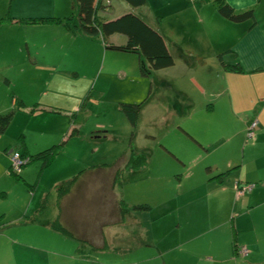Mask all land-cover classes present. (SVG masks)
Segmentation results:
<instances>
[{"label": "crops", "instance_id": "crops-1", "mask_svg": "<svg viewBox=\"0 0 264 264\" xmlns=\"http://www.w3.org/2000/svg\"><path fill=\"white\" fill-rule=\"evenodd\" d=\"M40 1L45 3L46 16L33 17L73 14L75 23V0ZM225 1L236 13L250 9L253 16L237 22L228 20L219 14L212 0H146L134 7L133 13L163 35L175 61L170 67L158 69L156 82H151L150 93L160 87L168 90L167 94L157 95L161 109L148 96L136 127H150L153 143L173 136L172 145H157L158 152L165 150L183 171L178 182L168 183L165 193L170 195L148 211L127 212V207L122 216L112 203L111 193L128 204L143 202L128 201L118 189L130 176L135 181L143 180L147 172L152 181L148 179L146 184L151 183L156 195L161 193L149 165L154 148L140 144L133 149L145 153L143 166L127 168L113 188L107 181L105 191L82 195L77 203H70L71 209L63 208L65 224L77 237L51 227L58 215L56 192L49 209H44L46 205L41 200V204L28 203L26 211L31 215L21 214L24 206L6 210L10 213L4 214V226L10 234L0 235V264H151L160 258L159 264H264V0ZM125 8L120 3V9ZM105 9L100 10V17H107ZM16 18L4 24L36 27L29 34L24 33V44L20 43L22 32L16 43L0 44V68L12 67L8 78L0 74V82L12 89L15 101L20 97L19 103L28 105L30 96L22 94L19 87H35L36 106L58 107L69 114L79 109L83 97L71 83L83 78L82 93L92 91L97 95L89 99L105 93L101 85L112 78L104 72L106 66H117L122 61L115 59L124 53L107 49L99 36L70 32L54 22L17 23ZM107 41L120 45L126 43L127 37L114 33ZM234 64L240 70L224 67ZM27 65L28 73L17 68ZM33 72L36 76L31 75ZM130 73H136L132 67ZM117 75L128 78L125 70H118ZM251 124L253 135L249 137ZM81 163H88V159ZM99 164H81L80 168ZM223 172L226 173L215 177ZM235 184L252 187L239 193ZM195 200L203 201L211 217L197 218L191 213ZM34 207L36 210L31 213ZM160 209L165 211L161 213ZM166 214H177L184 221L181 226L189 228L185 235L177 234L184 247L176 252L148 249L154 247V242L147 236V227L151 228L154 221L158 223L160 216ZM177 216L172 217L173 221ZM135 228L137 238H132L130 232H135ZM131 238L133 245L128 246ZM196 240L206 245L215 243L216 252L203 254L197 245H186L187 241ZM242 247L247 249L246 253H241Z\"/></svg>", "mask_w": 264, "mask_h": 264}, {"label": "rangeland", "instance_id": "rangeland-1", "mask_svg": "<svg viewBox=\"0 0 264 264\" xmlns=\"http://www.w3.org/2000/svg\"><path fill=\"white\" fill-rule=\"evenodd\" d=\"M120 3L121 5H125L126 8L123 10L120 9ZM108 5L109 6L106 8L107 17H102L104 20L116 14L134 12V7L128 5L123 0H109ZM45 9V3L40 0H15L13 6L12 0H0V18H5L7 13L8 16L17 17L16 20L22 17L42 16V14L45 15L43 13ZM99 12L100 10H98L97 15H99ZM4 23H7V20H0V44L16 43L20 40L21 32L22 38L20 43L24 44V33L29 34V31H32V27H36L34 25H24L21 21L17 22L21 24L14 23V25H16L15 27L13 24ZM99 39L101 40L100 36ZM38 42H41V40L38 39ZM106 42L110 43L107 41V38ZM115 60L122 62H115L118 67L109 68L106 66V69L104 68V72L112 75V78L101 85L105 92L101 97L97 99L91 98L86 101L88 107H85L82 111L85 114L83 115V117H85L84 124L81 125L79 133L73 134V136H69L68 130L78 112L67 114L58 107L48 109L43 104L41 107L36 106V104H34L37 102L36 97H34L35 87L29 89V87L25 85L19 87V91L25 96H30V101L28 105H22L16 110L19 106L20 97L15 101V95L12 94V89H9L8 86L0 82V114L14 110L13 118L7 130H5L4 133H0V233H2L0 235L6 236L10 234L8 227L6 225L4 226V224H6L4 222L7 220L4 214L10 213L9 211L5 212L6 210H13L14 208L24 206L21 210V214L27 213V215H31L30 212L26 211L28 203L41 204V200H43V203L46 205L44 209H49L55 200L54 185L75 175L82 169V167L80 168L81 164L110 162L122 154L123 151L127 150L132 128L128 120H126L125 115L121 112L118 106L119 102L138 103L145 98L147 100L148 96H151L150 101L156 104L159 110L161 109V106L158 105L160 101L157 100V95L167 94L168 90L164 87H160L158 91L150 93L151 82H154V80L156 82L158 69L150 70L149 75L144 74L140 76L141 65L147 66V61L143 55L135 53H124L121 58L117 57ZM91 61L92 60H90V62ZM99 66H101V64H99L98 67ZM131 67L136 72L135 75L130 73ZM17 68H24V73L29 72L28 65L22 67L18 66ZM116 69L117 71L121 69L128 72V78H121V74L118 76L117 71H115ZM11 70L12 67L3 66L0 68V74L5 78ZM89 72L88 68V74ZM36 74L35 72L31 73L33 76H36ZM38 75L43 76V72H39ZM70 85L80 89V95L83 96L80 100V103H82L87 92L82 93L85 81L82 78ZM42 107L43 109H40ZM78 107H81V104ZM86 108L88 110H86ZM21 134L25 137L21 138ZM97 135L100 137L97 138ZM104 135L106 136L104 137ZM172 137L173 136H168L164 141L158 139L160 143H153L150 136V127H140L134 130L131 140L132 148H137L140 144H146V146L151 149L154 148L153 155L151 157L149 156V165L154 171V179H157L161 193L160 195H156L153 193L155 189L150 186L151 183L146 184L148 181H152L150 172H147L146 178L143 180L140 179L135 181L134 178L130 176L129 181L124 182L120 189H118L121 194L127 197L128 201L144 200L143 202L137 201L134 204L147 203L152 207V205H158L159 202H162L170 195L165 193L167 192L168 183L173 181L178 182V178L182 176L183 171L171 160V158H169L170 156L166 154L165 150H163L164 152H161V150L158 152L157 145H162L164 144L163 142H165V144H169L170 142L172 145L174 143ZM64 138L66 141L62 145L59 153L55 155L56 158L45 167L41 168L40 160H31L29 163L20 167L19 171H17L19 173H11L9 167L13 165L12 155L14 152L18 151L19 155L23 156H21L23 161H25L29 158L28 154H33L44 148L59 144ZM22 141L24 143H22ZM10 150L11 152H9ZM92 158L93 160L89 162ZM87 159L88 163H81L83 160ZM164 188H166L165 191H163ZM124 201L126 202V200ZM126 204L128 207L127 212L141 211L131 209L130 206L132 204H128L127 202ZM159 205L166 206L164 203H160ZM38 206L39 205H37V207ZM166 208L167 206L165 210H167ZM34 210H36V207L32 209L31 213H33ZM165 210L160 209V212L163 213ZM190 211L197 218L206 219L211 217L207 214L203 201L201 200L193 201V206ZM176 216L177 214L161 215L158 223L154 221L151 228L147 227L149 231H147V236L152 237L154 242V247L148 249L176 252L182 249L181 246L184 247L183 244H179L180 239L177 234L179 236L180 234L185 235V231L189 228L187 225L181 226L182 222L184 224V221L178 216L173 221L172 217L175 218ZM144 218L146 219V217ZM144 222L145 223L142 221V225L145 227L144 224H146V220H144ZM137 233L136 228L135 232H130L132 238L134 236L137 238ZM132 238L130 242L128 241V246L129 244L133 245L131 241ZM186 245L188 247L197 245V248L201 250L200 252L203 254H206L205 252H212L216 249L215 243L206 245L205 243L197 242V240L192 243L191 241H187ZM182 258L185 262V257ZM159 261L162 263L160 258L151 264H159Z\"/></svg>", "mask_w": 264, "mask_h": 264}, {"label": "trees", "instance_id": "trees-1", "mask_svg": "<svg viewBox=\"0 0 264 264\" xmlns=\"http://www.w3.org/2000/svg\"><path fill=\"white\" fill-rule=\"evenodd\" d=\"M106 0H75L77 11L75 13L76 21L72 22L73 14L66 17H29V18H20L18 19L21 22L26 23H41V22H54L63 25L70 32H82L87 36H100L104 45L107 49L122 53H135L143 55L147 61V66L141 65L142 74H149L150 70H157L166 67H170L174 64V57L170 53L166 41L162 34L158 32L155 28L150 26L143 18L133 12H124L123 14L112 18L104 20L102 17L97 15L98 10H103L109 6V2ZM128 5L132 7H138L146 3V0H123ZM217 8L219 14L228 20L237 22L243 21L250 18L252 11L244 10L242 12L236 13L225 0H212ZM5 19L7 22L12 21L14 18L6 14L5 18L1 17L0 20ZM114 33L124 34L127 37V41L124 44H112L107 43L106 38ZM222 57V54L218 55V59ZM199 60H203L202 57H198ZM225 68L233 71L240 70L238 64L234 65H224ZM74 75V74H73ZM97 96L95 92L89 91L84 100L81 103V107L77 111L78 114L75 117V120L72 121L71 126L68 130L69 136L78 133V126L83 122L85 115L82 111L86 107V101L92 97ZM146 99V98H145ZM145 99L138 103L132 102H119L118 106L121 112L125 115L128 120L132 131L130 134L129 145L127 150L123 151L118 157L114 158L110 162H104L99 165H93L88 168L80 170L73 177L63 180L55 185L56 192V205L58 206V215L56 219L52 222L51 227L56 230L67 234L68 236L75 235V232L70 230L65 224V219L62 215L63 208L69 210L71 209L70 203L72 201L78 202L77 200L82 195H90L93 191H105V182H111L112 188L115 186V183L120 178L122 173L127 168L137 169L143 166L146 162V155L143 152H137L132 148V138L134 130L137 127L138 117L140 110L142 108ZM16 110L22 106L21 102ZM86 111V110H85ZM14 115V110L8 111L7 113L0 114V132H3L7 126L10 124ZM106 135H104L105 137ZM97 138L100 136L97 135ZM22 138V137H21ZM66 139L64 138L59 144L52 145L49 148H44L36 153L28 154L24 162H22L21 167L31 160H40L41 168L45 167L47 164L51 163L55 158L65 143ZM22 155H20L21 157ZM23 157V156H22ZM23 160V158H21ZM9 169L11 173H19L12 168L10 165ZM108 172L103 174V172ZM226 172L220 173L215 177H220ZM212 177V176H210ZM100 187V188H99ZM100 189V190H97ZM112 198V203L115 202L117 209L121 213V216L125 213L127 209L126 202L120 198L115 197L113 194H110ZM43 206V203L41 207ZM70 207V208H69ZM133 210H144L148 211L151 209V206L147 203H139L132 205ZM62 211V212H61ZM77 237V235H75ZM239 249V248H238Z\"/></svg>", "mask_w": 264, "mask_h": 264}, {"label": "built area", "instance_id": "built-area-1", "mask_svg": "<svg viewBox=\"0 0 264 264\" xmlns=\"http://www.w3.org/2000/svg\"><path fill=\"white\" fill-rule=\"evenodd\" d=\"M252 128H253V124H251L250 126V130L248 132V136L251 137L253 135V132H252ZM12 161H13V165H12V168L15 170V171H19L20 167H21V164L22 162H24L19 153L18 152H14V154L12 155ZM14 166V167H13ZM236 187H237V191L239 193H242L244 190H247V189H250L252 187V185H244V186H240L238 184H235ZM239 187V189H238ZM240 251L241 253H246L247 249L245 247H242L240 248Z\"/></svg>", "mask_w": 264, "mask_h": 264}]
</instances>
